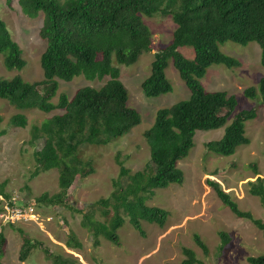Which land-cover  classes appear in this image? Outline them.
Masks as SVG:
<instances>
[{
	"label": "trees",
	"instance_id": "trees-1",
	"mask_svg": "<svg viewBox=\"0 0 264 264\" xmlns=\"http://www.w3.org/2000/svg\"><path fill=\"white\" fill-rule=\"evenodd\" d=\"M11 1L7 0L9 4ZM18 3L31 18L44 13L40 29L41 37L46 40L40 59L44 78L28 81L21 74L0 77V98L20 110L62 111L31 127L29 143L42 142L34 151L36 167L32 177L52 168L59 170V191L44 192L38 201L81 211L82 225L96 241L104 235L120 244L117 230L125 223L126 216L142 235H145L142 221L166 224L169 210L149 205L147 196L153 195L155 188L183 183L185 175L179 161L189 155L198 130L227 125L222 138L206 143L207 149L224 155L233 154L239 146L250 142L246 124L257 116L256 108L243 109L227 124L236 110L237 97L225 90H208L202 78L213 64L230 68L241 65L238 58L221 50V45L227 41L258 42L264 66V0H18ZM156 15L171 16L176 28L170 42L155 53L150 74L142 83L143 91L146 96L154 97L173 90L166 72L172 61L191 94L158 109L154 124L144 132L150 162L143 169L132 171L116 157L119 177L124 178L125 183L114 179L115 189L111 194L90 205L92 209L100 207L105 217L100 220L94 217L92 209L80 210L68 201L69 190L77 176H86L93 170L88 169L80 146L108 144L141 123V113L129 104V90L120 78V66L135 63L142 53L151 49L152 30L144 16ZM183 46L194 48L193 58L181 53ZM0 54L8 69L22 70L27 65L23 49L2 17ZM80 75L89 80L109 78L102 86L84 85L73 96L61 92L58 102L51 100L58 93V79L70 81ZM245 94L260 97L264 103V76L258 86L247 87ZM10 124L25 127L28 117L17 112L11 116ZM208 182L236 216L252 220L264 233L262 219L242 209L219 182ZM5 185L6 181L0 183V195L11 200V195L4 190ZM251 193L259 196L264 206V177L258 176L257 181L252 182ZM220 235L219 249L223 250L231 238L225 231ZM195 240L208 254L209 247L199 234H195ZM5 243L6 237L0 232V264H4ZM67 244L83 246L74 232H70ZM33 246L32 239L25 236L21 260L28 257ZM183 250L186 258L180 264H205L193 249L184 247ZM53 258L59 264H83L62 255H53ZM248 260L252 264H264V253L250 256Z\"/></svg>",
	"mask_w": 264,
	"mask_h": 264
},
{
	"label": "rangeland",
	"instance_id": "rangeland-1",
	"mask_svg": "<svg viewBox=\"0 0 264 264\" xmlns=\"http://www.w3.org/2000/svg\"><path fill=\"white\" fill-rule=\"evenodd\" d=\"M0 17L6 21L27 60L22 70L8 69L0 54V77L21 74L28 81L43 79L40 59L46 40L41 37L40 29L44 13L31 18L23 13L18 0H12L10 4L7 0H0ZM144 19L152 30L151 49L142 53L135 63L120 66V78L129 90V104L141 113L142 121L108 144L85 143L80 146L88 169H93L86 176H77L69 190L68 201L80 210L92 209L91 204L109 196L115 189L114 179L125 183V179L119 177L117 156L132 171L141 170L150 162V148L144 132L154 124L158 109L191 94L172 61L166 72L173 90L154 97L144 93L142 83L150 74L155 53L170 42L176 28L171 16H144ZM221 50L238 58L241 65L230 68L224 64H213L202 78V83L208 90H225L237 97L236 110L227 124L243 109L256 108L257 116L246 124L250 142L239 146L235 153L224 155L207 149L206 143L222 138L227 125L198 130L189 155L179 161L185 175L183 183L155 188V193L147 196L149 205L169 210L166 224L160 226L142 221L145 229V235H142L124 214L126 221L117 230L120 244L104 235L96 241L89 229L82 225L81 211L62 204L49 205L38 201L44 192L54 194L59 191V170L52 168L32 177L36 167L34 151L42 146V142L37 145L29 143L31 127L62 111L45 112L39 108L20 110L7 99L0 98V183L6 181L4 190L17 204H36L31 219L7 222L0 216V232L6 237L3 263L59 264L53 255H62L83 264H180L186 258L184 247L193 249L205 264H252L248 257L263 254V231L252 220L236 216L208 182H219L242 209L251 211L256 218L264 221L262 201L251 193L252 182L257 181L258 176L264 177V103L260 97L251 98L245 94L247 87L258 86L264 76L262 49L256 41L247 44L227 41L221 45ZM180 51L189 58L195 55L191 46L180 47ZM108 78L89 80L80 75L70 81L58 79V93L51 100L58 102L61 92L73 96L84 85L102 86ZM17 112L27 115V126L10 124L11 116ZM6 203L7 199L0 195V215ZM92 211L95 218L105 220L100 207H93ZM221 231L227 232L231 238L223 250L219 249ZM70 232L75 233L82 247L67 244ZM195 234H199L208 245V254L197 244ZM25 236L32 239L34 246L28 257L21 260Z\"/></svg>",
	"mask_w": 264,
	"mask_h": 264
},
{
	"label": "built area",
	"instance_id": "built-area-1",
	"mask_svg": "<svg viewBox=\"0 0 264 264\" xmlns=\"http://www.w3.org/2000/svg\"><path fill=\"white\" fill-rule=\"evenodd\" d=\"M35 207L36 204L33 202L17 204L12 199L7 200L6 206L0 216L7 222H12L18 219L28 220L35 214Z\"/></svg>",
	"mask_w": 264,
	"mask_h": 264
}]
</instances>
